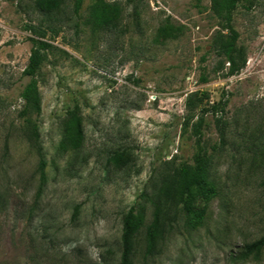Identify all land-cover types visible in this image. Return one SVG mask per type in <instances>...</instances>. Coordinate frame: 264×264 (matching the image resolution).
Returning <instances> with one entry per match:
<instances>
[{"label": "rangeland", "instance_id": "374dc122", "mask_svg": "<svg viewBox=\"0 0 264 264\" xmlns=\"http://www.w3.org/2000/svg\"><path fill=\"white\" fill-rule=\"evenodd\" d=\"M106 1L121 18L96 30L84 24L94 0H83L80 19L66 0L36 75L41 114L23 116L28 26L46 16L33 0H0V264H119L124 214L163 174L194 164L202 117L209 151L216 118L225 123L224 147L210 152L216 195L200 227L180 221L148 259L142 229L135 264H264V252L237 257L264 236V0H243L234 14L247 61L231 77L212 49L221 29L210 0ZM74 106L84 128L75 151L61 143ZM119 152L130 160L115 165Z\"/></svg>", "mask_w": 264, "mask_h": 264}, {"label": "trees", "instance_id": "16d2710c", "mask_svg": "<svg viewBox=\"0 0 264 264\" xmlns=\"http://www.w3.org/2000/svg\"><path fill=\"white\" fill-rule=\"evenodd\" d=\"M198 3L201 0H196ZM243 0H210V11L218 20L221 31L213 38L212 49L219 58L222 67H226V77L234 76L245 66L247 57L245 50L239 45V32L235 29L234 14ZM83 0H74L72 13L80 19ZM35 9L46 16L45 25H29L32 43L28 65L24 74L30 81L24 87L21 98L25 103L23 116L42 111V96L36 79L37 72L46 53L53 48L46 39L47 31L58 34L59 23L64 21L66 0H33ZM121 18V7L118 3L106 0H94L89 6L85 25L96 30H108L115 27ZM199 104L203 99L198 100ZM194 107V106H193ZM209 111V110H205ZM28 119V118H27ZM30 122L31 135L38 138V126ZM216 128L219 141L206 149L202 142L203 117L194 125L193 132L197 137V153L193 165H181L163 174L154 183L151 191L144 190L139 194L134 204L124 214L120 237V263L135 264L139 235L144 232V258L148 259L158 253L164 241L177 227L180 221L186 231L196 230L203 223L209 203L216 195L214 184L210 180L212 155L225 145L224 120L216 118ZM66 137L61 142L64 149L79 150L84 142L83 120L78 106L67 112ZM128 155L127 158L125 156ZM127 152L115 153L111 161L115 165L125 164L130 160ZM39 189L37 199L41 196L46 184L44 163L39 168ZM150 219V220H149ZM149 220V221H148ZM264 252V236L250 243H245L237 256L238 259L259 260Z\"/></svg>", "mask_w": 264, "mask_h": 264}]
</instances>
